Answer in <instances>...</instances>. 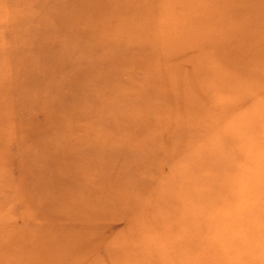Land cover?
I'll use <instances>...</instances> for the list:
<instances>
[{
    "label": "rangeland",
    "instance_id": "rangeland-1",
    "mask_svg": "<svg viewBox=\"0 0 264 264\" xmlns=\"http://www.w3.org/2000/svg\"><path fill=\"white\" fill-rule=\"evenodd\" d=\"M256 239L264 0H0V264H264Z\"/></svg>",
    "mask_w": 264,
    "mask_h": 264
},
{
    "label": "bare ground",
    "instance_id": "bare-ground-1",
    "mask_svg": "<svg viewBox=\"0 0 264 264\" xmlns=\"http://www.w3.org/2000/svg\"><path fill=\"white\" fill-rule=\"evenodd\" d=\"M177 240H183V237H181L180 239ZM256 245L259 246V244L264 243V239L260 240V239H256ZM257 264V263H256Z\"/></svg>",
    "mask_w": 264,
    "mask_h": 264
}]
</instances>
